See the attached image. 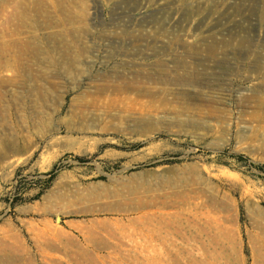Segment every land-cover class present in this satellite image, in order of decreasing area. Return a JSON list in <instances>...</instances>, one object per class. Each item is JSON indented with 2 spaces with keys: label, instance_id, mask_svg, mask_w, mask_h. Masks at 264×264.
Returning <instances> with one entry per match:
<instances>
[{
  "label": "rangeland",
  "instance_id": "rangeland-1",
  "mask_svg": "<svg viewBox=\"0 0 264 264\" xmlns=\"http://www.w3.org/2000/svg\"><path fill=\"white\" fill-rule=\"evenodd\" d=\"M0 264H264V0H0Z\"/></svg>",
  "mask_w": 264,
  "mask_h": 264
}]
</instances>
